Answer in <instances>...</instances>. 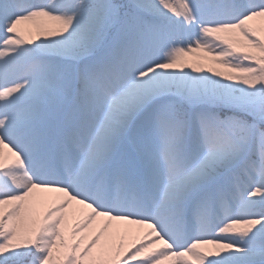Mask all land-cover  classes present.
Instances as JSON below:
<instances>
[{"label":"snow or ice","instance_id":"snow-or-ice-1","mask_svg":"<svg viewBox=\"0 0 264 264\" xmlns=\"http://www.w3.org/2000/svg\"><path fill=\"white\" fill-rule=\"evenodd\" d=\"M0 264H264V0H0Z\"/></svg>","mask_w":264,"mask_h":264}]
</instances>
